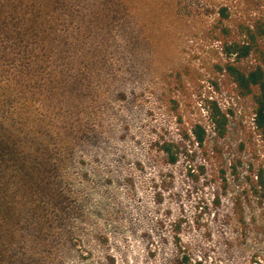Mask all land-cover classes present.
I'll use <instances>...</instances> for the list:
<instances>
[{"label":"rangeland","instance_id":"rangeland-1","mask_svg":"<svg viewBox=\"0 0 264 264\" xmlns=\"http://www.w3.org/2000/svg\"><path fill=\"white\" fill-rule=\"evenodd\" d=\"M10 2L0 264H264V141L220 70L217 0Z\"/></svg>","mask_w":264,"mask_h":264},{"label":"trees","instance_id":"trees-1","mask_svg":"<svg viewBox=\"0 0 264 264\" xmlns=\"http://www.w3.org/2000/svg\"><path fill=\"white\" fill-rule=\"evenodd\" d=\"M2 8H13L10 0H0ZM215 15L210 32L221 44L226 61L220 70L229 78L238 94L251 99L254 105L253 123L264 141V0H217ZM251 61L247 67L240 63ZM209 119L217 137L226 133L227 117L213 100L209 101ZM184 133L181 140L188 139L192 146H202L206 131L195 123ZM170 144H165L162 151L171 163L176 160V153ZM35 168V166H31ZM253 188L264 191L260 175H254Z\"/></svg>","mask_w":264,"mask_h":264}]
</instances>
